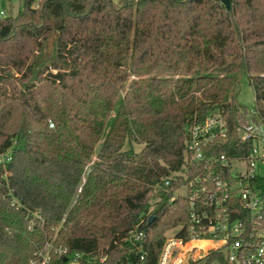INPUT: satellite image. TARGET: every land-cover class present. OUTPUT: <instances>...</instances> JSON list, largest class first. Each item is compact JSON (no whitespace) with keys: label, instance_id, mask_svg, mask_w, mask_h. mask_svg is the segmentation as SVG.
<instances>
[{"label":"trees","instance_id":"obj_1","mask_svg":"<svg viewBox=\"0 0 264 264\" xmlns=\"http://www.w3.org/2000/svg\"><path fill=\"white\" fill-rule=\"evenodd\" d=\"M231 6L24 0L0 16V264L46 241L95 264H157L169 231L186 236L189 200L165 184L193 174L186 126L221 112L229 142L215 147L231 154L242 74L264 112V0Z\"/></svg>","mask_w":264,"mask_h":264},{"label":"built area","instance_id":"obj_2","mask_svg":"<svg viewBox=\"0 0 264 264\" xmlns=\"http://www.w3.org/2000/svg\"><path fill=\"white\" fill-rule=\"evenodd\" d=\"M240 110L231 154L215 147L229 142L228 120L221 112L186 126V160L193 174L187 169L165 179L166 185L180 183L175 192H184H174V197L189 200L186 236L177 235L182 225L169 231L157 264H195L203 259L208 264H264V112L257 106ZM11 158V150L0 153V164ZM143 235L138 231L135 238ZM83 257L80 251L46 241L28 264H95Z\"/></svg>","mask_w":264,"mask_h":264},{"label":"rangeland","instance_id":"obj_3","mask_svg":"<svg viewBox=\"0 0 264 264\" xmlns=\"http://www.w3.org/2000/svg\"><path fill=\"white\" fill-rule=\"evenodd\" d=\"M24 0H0V12L2 11L4 15L0 16H16L20 10L23 9ZM236 97L238 102L243 105L244 107L251 109L256 106V99L254 94V89L246 74H242L240 76L239 84L236 88ZM125 148H133L134 150L138 151L142 148V144L127 140L125 142ZM94 158V157H93ZM161 189L157 187L155 192L151 195L149 204L151 209L155 206V202L158 201ZM183 189H179L175 192V194L183 193ZM176 231L173 229L169 232L172 234ZM195 264H208L206 260L203 259L201 261L196 262ZM209 264H216V263H209Z\"/></svg>","mask_w":264,"mask_h":264},{"label":"water","instance_id":"obj_4","mask_svg":"<svg viewBox=\"0 0 264 264\" xmlns=\"http://www.w3.org/2000/svg\"><path fill=\"white\" fill-rule=\"evenodd\" d=\"M221 3L226 7L227 10L231 9V0H221Z\"/></svg>","mask_w":264,"mask_h":264}]
</instances>
